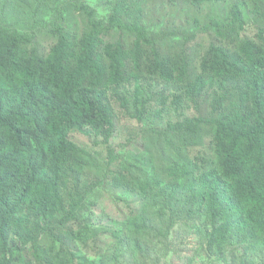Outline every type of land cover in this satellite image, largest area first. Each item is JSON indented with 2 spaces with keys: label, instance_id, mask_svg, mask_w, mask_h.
Wrapping results in <instances>:
<instances>
[{
  "label": "trees",
  "instance_id": "obj_1",
  "mask_svg": "<svg viewBox=\"0 0 264 264\" xmlns=\"http://www.w3.org/2000/svg\"><path fill=\"white\" fill-rule=\"evenodd\" d=\"M222 1L190 0L195 32L165 49L145 0H0V264H160L182 222L215 262L264 264V0ZM204 3L218 14L200 17ZM71 13L86 19L77 31ZM198 31L213 42L196 57ZM118 110L149 151L114 149ZM77 132L105 148L103 177ZM105 186L129 207L120 229L91 219ZM91 238L109 243L91 255Z\"/></svg>",
  "mask_w": 264,
  "mask_h": 264
},
{
  "label": "rangeland",
  "instance_id": "obj_2",
  "mask_svg": "<svg viewBox=\"0 0 264 264\" xmlns=\"http://www.w3.org/2000/svg\"><path fill=\"white\" fill-rule=\"evenodd\" d=\"M94 2H96V0H88V3L92 6H95ZM143 4L146 10L143 19L157 31L156 33H159L161 39L164 41L165 49L172 48L174 45L172 41L166 39L172 31L177 30L180 34L195 32L193 31L194 24L191 19L192 15L195 14L196 9L190 3V0H145V3ZM227 4L228 0H223L222 8H226ZM202 6L206 8L198 10V15L202 18L208 14L216 16L219 12L218 7L212 3H204ZM52 7L53 5L49 3L48 6H43V9L49 11ZM103 8L104 7L97 8L101 18L108 15H105L106 11L103 10ZM11 10L16 11L15 13L18 12L15 8V2L13 3V6H11ZM26 12H28L26 8L25 10L20 8V14L14 16L23 19ZM85 21L86 19H84L83 16L77 13H71L68 17L67 27L71 30L77 31ZM203 23L205 24L206 21ZM181 27L182 30H178V28ZM161 30H163L164 33H161ZM256 33L257 28L253 26V24H248L244 32L241 33V37L255 39ZM117 37L118 34L112 33L105 37V39L107 42H111ZM38 38H41L39 45L44 50L49 49L55 42V40L49 36L47 30L41 28ZM212 42L213 40L208 35L198 31V35L188 44V48L195 51V56L197 57L199 53L205 54L212 45ZM191 113H196V110L193 108ZM117 114L121 119L119 130L111 140V145L114 149L119 153L126 154L128 157H137L147 150L149 151L150 141L147 140L138 130L143 124L138 120L133 119L130 115L120 114L119 110ZM73 138L78 141V144L85 146L89 150V152L86 150L80 152L83 161L89 166L93 165L91 168H95L96 173L102 174L103 177L106 171L105 159H108V154L105 148L101 144L95 145L94 139H90L86 135L78 132L73 134ZM96 173L94 172L93 175ZM109 189H111L110 186L102 188V191L106 192L100 196L99 205L93 210V216L91 219H93L97 225H106L120 229L127 218L129 207L128 205L115 204L107 191ZM92 239L93 238H91V241L89 242L90 245L86 250L91 255H94L95 253L94 249H92L93 244L101 243L103 247H106L109 243L108 239L98 240L96 243H91ZM168 244L171 248L169 251L165 248L168 252H165V250L160 252V248L154 250L157 257L160 252V264H219L209 258L204 245H202L200 241V236L193 228L187 227L186 222L180 223L175 232H172ZM255 248L256 245L252 250L254 251ZM247 258L253 263L261 260L259 257H256L255 260H250L248 256ZM143 260L144 259H139V264H151V261L145 263ZM244 263L247 262L244 261ZM15 264H34V261L28 262V260H25ZM127 264H132V262L128 261ZM229 264H238V261L234 262L230 259Z\"/></svg>",
  "mask_w": 264,
  "mask_h": 264
}]
</instances>
